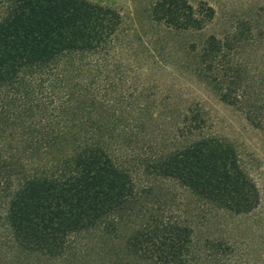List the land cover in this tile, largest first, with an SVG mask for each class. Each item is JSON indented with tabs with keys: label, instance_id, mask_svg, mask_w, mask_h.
I'll list each match as a JSON object with an SVG mask.
<instances>
[{
	"label": "trees",
	"instance_id": "16d2710c",
	"mask_svg": "<svg viewBox=\"0 0 264 264\" xmlns=\"http://www.w3.org/2000/svg\"><path fill=\"white\" fill-rule=\"evenodd\" d=\"M214 14L186 0H160L153 10L158 23L177 31H202ZM119 24L114 9L88 0H0V219L16 253L59 260L75 245H89L91 236L121 237L128 213L144 210L152 190L134 167L171 179L203 207L236 215L258 208L255 185L219 141L210 146L191 139L167 157L135 159L134 149L119 140L145 125L129 117L118 126L100 113L118 106L108 89L116 82L111 51ZM232 43L235 49L241 44ZM225 48L216 36L208 38L199 68L208 84L221 85L222 102L264 132V87L253 90ZM19 119L24 131L17 132ZM193 119L177 129L180 137H191L203 121ZM26 166L32 169L13 181L12 170ZM147 213L138 215L144 225L126 237L137 264H222L234 252L222 242L199 247L182 211Z\"/></svg>",
	"mask_w": 264,
	"mask_h": 264
},
{
	"label": "rangeland",
	"instance_id": "374dc122",
	"mask_svg": "<svg viewBox=\"0 0 264 264\" xmlns=\"http://www.w3.org/2000/svg\"><path fill=\"white\" fill-rule=\"evenodd\" d=\"M88 1L110 7L120 16L111 51L116 82L108 89V98L118 105L117 112L100 113L117 120L118 126L129 117L145 121L144 127L133 129L119 140L134 149L135 159L167 157L182 151L191 139L207 140L210 146L219 141L233 150L244 174L255 185L258 208L249 214L236 215L203 207L196 195L171 179L155 177L143 167H134L137 178L151 185L152 190L146 194L144 210L137 207L128 213L121 237L91 236L86 247L75 245L66 257L50 260L12 251L4 221L0 219V264H108L110 261L137 264L136 257L126 249V237L144 225L145 219L139 218V214L147 210V215H153L157 208L174 214L185 213L192 220L199 247L208 250L211 243L230 244L234 252L225 256L222 264H264V132L250 125L239 108L222 102L221 85L208 84L199 68L204 42L216 36L226 45L225 55H231L246 71L248 85L255 91L263 89L264 0H186L197 10L206 7L214 10L212 22L202 31H177L158 23L153 10L160 0ZM232 40L241 44L235 45V49ZM196 115L203 121L195 124ZM186 118L188 124L196 121L193 124L197 130L191 137H180L177 129ZM20 123L19 119L13 125V129L18 127L17 132L24 131ZM30 169L29 166L13 169L12 180ZM217 262L209 260V264Z\"/></svg>",
	"mask_w": 264,
	"mask_h": 264
}]
</instances>
